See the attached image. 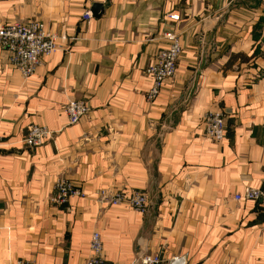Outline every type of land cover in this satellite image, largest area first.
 Segmentation results:
<instances>
[{
  "label": "crops",
  "instance_id": "1",
  "mask_svg": "<svg viewBox=\"0 0 264 264\" xmlns=\"http://www.w3.org/2000/svg\"><path fill=\"white\" fill-rule=\"evenodd\" d=\"M95 4L104 14L84 22ZM34 20L66 40L28 79L0 49V264H85L96 231L110 264H264V206L234 199L264 188V0H0L1 24ZM165 30L183 53L149 101ZM71 100L92 109L72 126ZM217 112L221 144L203 135ZM32 125L54 132L36 150ZM59 178L89 198L52 204ZM105 189L147 194L150 209L102 204Z\"/></svg>",
  "mask_w": 264,
  "mask_h": 264
},
{
  "label": "built area",
  "instance_id": "2",
  "mask_svg": "<svg viewBox=\"0 0 264 264\" xmlns=\"http://www.w3.org/2000/svg\"><path fill=\"white\" fill-rule=\"evenodd\" d=\"M172 19L179 20L178 17ZM84 22L91 23L92 13L83 14ZM167 45L158 50L155 61L146 70L145 74L152 80V88L148 93V100H156L165 86L177 77L178 64L183 53L181 37L176 30H165L162 33ZM66 38L51 31L44 22L16 21L12 24L0 23V49L9 53L11 66L18 70L24 79L32 77L43 62L53 57L61 48V41ZM91 107L84 100H71L64 107L70 126L79 124L85 116L90 114ZM203 135L206 141L221 144L226 138V116L223 112L209 113L202 119ZM47 126L32 125L23 143L28 150L41 148L53 138ZM3 137L0 135V144ZM71 198L87 199L88 194L83 188L76 186L70 180L59 178L54 187V194L50 201L56 206L68 204ZM98 201L110 207H128L145 214L150 209V199L147 194L140 192L126 193L124 191L111 192L101 190ZM237 202H261L264 206V189L246 187L237 194ZM160 256L139 252L134 264H162ZM18 264H35L33 262H19ZM85 264H110L104 252L103 238L100 232L92 235L90 256Z\"/></svg>",
  "mask_w": 264,
  "mask_h": 264
},
{
  "label": "water",
  "instance_id": "3",
  "mask_svg": "<svg viewBox=\"0 0 264 264\" xmlns=\"http://www.w3.org/2000/svg\"><path fill=\"white\" fill-rule=\"evenodd\" d=\"M104 12H105V7H103V5L95 4L93 6L92 16L94 18H99L100 16L104 14Z\"/></svg>",
  "mask_w": 264,
  "mask_h": 264
},
{
  "label": "trees",
  "instance_id": "4",
  "mask_svg": "<svg viewBox=\"0 0 264 264\" xmlns=\"http://www.w3.org/2000/svg\"><path fill=\"white\" fill-rule=\"evenodd\" d=\"M234 58H240L241 60H246V58L243 56V55H238V56H234L233 58H232V60L234 59ZM232 60H231V62H232Z\"/></svg>",
  "mask_w": 264,
  "mask_h": 264
},
{
  "label": "rangeland",
  "instance_id": "5",
  "mask_svg": "<svg viewBox=\"0 0 264 264\" xmlns=\"http://www.w3.org/2000/svg\"><path fill=\"white\" fill-rule=\"evenodd\" d=\"M175 79H176V78H175ZM175 79H174V80H172V81H170L169 83H172V82H174V81H175ZM169 83H168V84H169ZM168 84H167V85H168ZM164 89H165V88H164ZM263 189H264V188H263Z\"/></svg>",
  "mask_w": 264,
  "mask_h": 264
}]
</instances>
